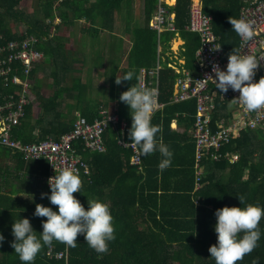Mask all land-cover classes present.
<instances>
[{
	"label": "trees",
	"instance_id": "trees-1",
	"mask_svg": "<svg viewBox=\"0 0 264 264\" xmlns=\"http://www.w3.org/2000/svg\"><path fill=\"white\" fill-rule=\"evenodd\" d=\"M41 1L40 11L42 15L32 21L29 16H24L18 9L21 0H0V33L8 40L16 38L17 34L12 33L14 31L13 26L10 27L9 24L5 23L7 19L21 22L25 24L26 28L14 32L18 35L37 37L39 42L42 41L43 47H41L47 55L50 52H48V46L51 45L53 40L48 39L45 41V39L52 33V39L56 37L54 36L57 26L54 23L55 17H58L60 22L66 25L85 18L96 26L93 28L96 33L98 30L113 32L114 20L120 18L118 13L123 3V0H93L90 3H88V0ZM238 1L202 0L203 12L212 15V23H215V34L219 36L222 45L230 50L237 49L238 46V40L234 35V31H231L232 25L229 22V19H232L231 16L235 13L236 15L233 17L234 19L237 18ZM189 2L190 0H176L175 5L172 7L175 13V24L181 33L187 21ZM156 4L157 0H143L144 26L132 29L133 47L129 55L131 62L138 57L143 64H147L156 50V45L168 42L173 36L171 32H163L164 34L158 37L156 31L148 27V22ZM55 11L58 14H55ZM230 14L231 16L226 23L225 20H221L220 15ZM128 23L130 21H128L127 15L125 20L127 27ZM231 35L232 38H230ZM55 66L57 69L54 81L62 80L66 82L69 72L66 69L61 70L60 65L57 63H55ZM127 72L126 70L123 71V76ZM162 73L163 71L159 76V85L163 86ZM114 77L115 68L111 71V80ZM129 82L123 81L121 92L118 94L119 97L124 91L128 90L130 87ZM77 84L78 82L74 81V97H71V84L67 85V83V86L63 85L57 89L56 97L61 93H65L68 98H74L73 105L79 103L81 106L83 104L81 108L78 105L81 114L91 120L95 112H93L91 106L84 105L87 98L86 91L82 84ZM113 86L114 82L112 81L111 87ZM5 88L0 85L2 93L7 90ZM111 96L113 98L114 95ZM169 96L170 94L165 92L164 87H158L159 103H166ZM119 104L120 118H125L129 127H131L132 118L128 106L121 101ZM168 104L171 103L168 101ZM173 106L175 104L167 105L165 110H171ZM24 114L19 124L13 127L11 132L12 138L22 143L38 142L45 139L48 134H53L55 138H58L60 135L71 131L75 122L71 110L66 113L56 111L53 122L47 125H43L46 111L42 112L33 121L32 105H27ZM68 114H72V118L69 119ZM169 119L170 117H166L164 120L168 121ZM160 120L161 118L158 115L152 117L154 125L160 124ZM36 127H38V130L34 132L33 129ZM110 136L112 134L108 129L103 134V140L108 145L110 144V149H117L116 141L110 140ZM164 140L166 141L167 138ZM79 146L82 148L81 144ZM0 147L8 150L2 145ZM225 150L238 155V159L234 163H230L231 170L227 173L223 171V174L222 171H208L209 167L217 169L221 164L227 165L228 163L223 159L217 161L202 158L199 161L200 175L197 182V186H200L195 192H193L195 184L193 177L197 180V175L194 171L196 169H194L195 158L193 155L188 159L190 162L188 171H159L156 162L147 157L141 159L142 166L145 167L143 173L134 171L133 167H137L132 164L127 165V171H122V167L118 171H113L115 184L112 188V196H110L112 198L110 210L114 218L113 225L116 238L109 243L108 251L102 254L97 253L88 246L83 235H79L76 247H68L58 241H53L51 246L43 247L38 253L34 264H215L208 251L209 247L217 241V234L214 231V225L216 224L215 211L224 206H241L238 196L244 197V205L253 208L259 206L264 209V126L252 130H243L236 139L231 140L221 149V151ZM110 152L112 153V151ZM127 153V161H129V155L132 152L129 150ZM104 156L102 155V157ZM44 166L47 171V162ZM184 167L188 166L184 165ZM110 172L112 173V171H108L106 175L105 171H92L90 174L91 181L86 178V176H89V172L81 173L82 188L80 193L77 192L73 195L80 200L85 208H87V200L90 198L103 200L102 188L105 179L109 178ZM217 172H220V174ZM166 174L169 177L174 176V180L178 179L177 185L168 188L167 183L159 180L164 179ZM159 176L161 177L158 178ZM125 180H130L128 186L130 192L126 198L121 199L122 202H118L117 197L123 189V181ZM180 181H185L183 186ZM163 182L164 184H162ZM48 189L50 192V188ZM195 198L199 199L198 205L194 203ZM119 205H125L126 207L119 208ZM1 207L0 233L3 234L5 239L2 246H0V264H22L18 255L14 253L11 243L14 240L12 224L15 220L23 218V216L18 213L14 215H8L7 212L2 213ZM56 208L58 209V206ZM33 219L31 217L30 223L39 235V232L43 230L42 221L40 225L39 221L36 222ZM260 231L264 234V222L260 225ZM49 251L51 255H49ZM59 252L63 253L61 258L55 256ZM243 264H264V239L261 240L258 250L251 257L246 258Z\"/></svg>",
	"mask_w": 264,
	"mask_h": 264
},
{
	"label": "crops",
	"instance_id": "crops-1",
	"mask_svg": "<svg viewBox=\"0 0 264 264\" xmlns=\"http://www.w3.org/2000/svg\"><path fill=\"white\" fill-rule=\"evenodd\" d=\"M91 1L93 0H88V3H90ZM141 1L143 3V0ZM242 1L243 0L238 1L239 8H237L238 12L236 11V19H239V11L242 5ZM160 3H162V5L166 7L168 12L173 15L175 24V13L172 7L175 5L176 0H157L156 7L148 22V27L150 29H152L150 27V22L154 18ZM192 3H200L201 9L203 11L202 0H190L188 6V17L186 24L182 28V33L179 31V28H177L175 24L177 32H171V34L173 33V36L170 40H168V42H162V44L158 43L156 45V50L147 64H143V62L138 57L133 62H131L129 59V55L133 47L132 29L144 26L143 6L141 11L143 14V19L138 20L136 24L135 21L133 24V20H130L129 13H127L128 11H126L127 14L124 18H121L120 16L119 19L114 20L115 30H118L119 24H123V35L113 34L114 32H110V30H98L96 33L93 30V28H95L96 26L92 25L85 18L78 19L77 21L75 20L73 23L66 25L61 23L60 19L57 17L55 19V21L57 22L55 24L57 26L54 35L56 37L52 39V33L47 39H45V41L48 39L53 40L51 42V45L48 46V52L50 51L48 55L42 49V41L38 45V49L43 53V58L35 66L31 74L32 100L29 105H32V120L35 121V119L38 118L39 115H41V113L44 111H46V114L43 118V125H47L48 123L53 122L56 111L66 113L71 110L74 114V119H76L77 115H82L80 108L81 106H83V104L81 106L79 103L73 105L74 98L69 100L65 93H61L60 95H58V97H56L57 89L61 88L63 85H66V83L67 85L71 84V97H74L73 88L75 81L78 82V84H82L86 91L85 94L87 98L85 99L84 105L91 106L93 112H95L91 120H88L85 116L82 115L83 117H85L89 122H92L95 119L99 118V113L102 111L116 114L118 115L119 121L124 122L127 126V130L129 131L130 127L127 123L128 121L125 120V118L121 119L119 116L120 100L118 94L119 92H121V86L123 82L119 85L116 84V77H123V71L125 70L132 71L134 73V77L133 81L129 82V86L135 85L138 87L140 71L142 69H145L147 72L146 88L155 89L158 94V87H164L165 92L167 94H170L168 98L169 103L175 104V106H173L171 110H165V107L171 104H168V101L166 103L160 102L163 106L153 113L154 116L158 115L161 118L160 124L158 125L160 126L162 131L158 135H162L163 142L167 144L170 150L173 152L171 166L163 171H188L190 167V162L188 159L195 154V140L193 136L192 126L194 122L196 103H194V100L193 102L192 100H189V102L178 104L177 102H172L171 99L174 95V85L176 79L180 76L182 70H188L192 75L197 74V59L195 57V52L200 46V36L196 32H188L184 29L189 21V8ZM130 4V0H127V3L125 2V0H123L121 9L123 5L128 8ZM203 13L210 16L213 34L217 38L220 46L225 51L230 53L232 50L225 48V46H223L220 42L219 36L215 34V23H212V15L205 12ZM231 14L220 15L221 20H225L226 23ZM127 15L128 21H130V23H128V27L127 24H125ZM235 15L233 14L231 18L234 19L233 16ZM132 24L133 26H131ZM231 31L233 32V30ZM165 32L170 33V31ZM156 33L158 37L164 34L163 32L158 31H156ZM124 35L127 36V40L126 38H124ZM234 35L238 40V50L239 36L235 31ZM113 36L116 37L113 38ZM230 38H232V35L230 36ZM115 43L118 44L119 47L121 46V48L116 50V52L113 51V46H115ZM126 45H129L128 48L126 47ZM121 51L124 54L125 52L128 53V59L126 58L127 56H124L122 59V57L117 54ZM55 63L60 65L59 67L61 68V70L66 69L69 72L66 82L62 80H59L58 82L57 80L56 82L54 81L56 76L55 71L57 69ZM62 63L64 66L62 65ZM157 67H159V69L156 73ZM114 68L115 77L113 78V80H111V71L114 70ZM161 71H163V86L159 85V76L161 75ZM87 75L91 76L89 89H87V82H85L83 78V76ZM70 79H72L73 81H71ZM112 81L114 82L113 87H111ZM211 89L215 90L214 87H211ZM216 92L218 94L221 93L218 90ZM112 94L114 95L113 98L111 96ZM218 101L219 100H216L215 103H217ZM78 105L80 106V108L78 107ZM229 111L230 110L226 103L221 101L217 103L216 112L212 120V127L214 129L216 128V122L220 118L229 117ZM68 117L69 119L72 118V114H68ZM166 117H170V119L168 121H165L164 119ZM38 127L34 128L33 131L36 132L35 130H38ZM109 130L112 134V136H110V140L113 139L117 144L118 138H120L123 132L122 129H120V126L117 125L115 127H110ZM54 136L55 135L53 134H48L46 138L50 137L57 139ZM166 138L167 140L165 141L164 139ZM103 142L105 145V151L97 155L95 154L97 152L91 153L86 151V153L79 146L80 144L76 145V149L78 156L87 164L89 176H86V178L88 181H91L90 174L92 171H105L106 175L108 171H112V173L110 172L109 178L105 179V184L102 188L104 194L103 200L101 199V201L108 203L111 207L112 198L110 196H112V188L115 184V180H113V171H118L121 167L122 171H127V165H131L130 159L132 153L129 155V161H127V151L130 150L129 148H125L117 144V149H110V144L108 145L104 140ZM31 143L37 142L34 141ZM110 151H112V153ZM221 154L222 156L218 161L223 159L228 164H223V168V165L221 164L217 169L209 167L208 171H222V174L224 171V173H227V171L231 170L230 163H234L235 160L238 159V155L232 153L231 151H221ZM102 155L105 156L102 157ZM145 157L149 158L150 160L153 159V161H155L157 164L156 167H158L160 160L162 159L159 152H155ZM141 159L143 158L141 157ZM44 165H46L44 159H25L20 153H15L10 149L4 150L0 147V206H2V213L7 212L8 215H14L18 213L20 216H23V218H28L30 221L31 217H33V221H39V224L41 225V221L46 220V218L37 217L34 215L36 205L41 204L44 206L52 207L53 210L54 207L55 210L57 209L55 205H51L50 201H48L47 199V196H44V198H42V194L50 195L46 183L48 169L46 171ZM184 165H187L188 167L185 168ZM136 167L137 168L133 167V170L137 171V173H143V171H145V167L142 166V162L140 166ZM159 171L161 170L159 169ZM194 171L196 175V170ZM217 173L220 174V172ZM160 177L161 176H159L158 178ZM173 177L174 176L169 177L166 174L164 179L159 180H163L165 183H167V185H165L170 188L177 185L176 183H178V179L174 180ZM193 180H195V184L193 186V192H195L200 185L197 186V180L194 177ZM129 181H123V189L119 192L117 197L118 202H122L121 199L128 196V193L130 192L128 187ZM164 182L162 184H164ZM184 182L180 181V184L183 186ZM90 200H93V198H90L89 201ZM194 203L198 205L199 199L195 198ZM183 206L185 207V205ZM118 207L125 208L126 206L119 205ZM137 223H139V221H137Z\"/></svg>",
	"mask_w": 264,
	"mask_h": 264
},
{
	"label": "built area",
	"instance_id": "built-area-1",
	"mask_svg": "<svg viewBox=\"0 0 264 264\" xmlns=\"http://www.w3.org/2000/svg\"><path fill=\"white\" fill-rule=\"evenodd\" d=\"M245 17L253 20L254 35L249 41L239 37L238 50L247 52L258 58L264 57V0H243L239 11V18ZM150 27L158 32H177L173 15L166 7L159 4ZM184 29L196 32L200 36V46L195 52L197 59V74L192 75L188 70H182L174 85L172 102L194 100L196 109L193 122V136L195 140V169L200 175L199 161L202 158L219 160L222 156L221 149L231 140L236 139L243 130L257 129L264 125V109L258 112H249L244 105L237 102L239 92L229 89L227 93L218 94L213 72L214 66L225 70L228 63V53L217 41L211 27L210 16L203 13L200 3H192L189 8V21ZM39 40L33 35H19L14 39H6L0 33V85L6 87L0 91V146H4L15 153H20L25 159H44L48 163V180L58 175L65 167H72L81 173H88L87 164L78 156L76 145L81 144L87 152L102 153L105 151L103 134L110 127L117 125L122 129L117 144L129 148L132 152L130 164L141 165V155L137 146L130 143L129 131L124 122H120L118 115L102 111L99 118L89 122L82 115H77L71 131L60 135L57 139L47 137L37 143H22L12 138L13 127L19 124L25 115L24 110L31 103V74L35 66L43 58V53L38 49ZM254 77L258 81L264 76V60ZM159 67L156 68V73ZM145 69L139 74V88H146ZM214 87L215 90H212ZM157 92V91H156ZM219 100L228 105L229 117H222L212 127L213 116L216 112L215 101ZM163 105L156 97L155 110ZM235 157V156H234ZM237 159V158H236ZM198 185V184H197ZM49 255L50 251L48 252ZM63 256L62 252L55 255Z\"/></svg>",
	"mask_w": 264,
	"mask_h": 264
},
{
	"label": "clouds",
	"instance_id": "clouds-1",
	"mask_svg": "<svg viewBox=\"0 0 264 264\" xmlns=\"http://www.w3.org/2000/svg\"><path fill=\"white\" fill-rule=\"evenodd\" d=\"M232 30L243 41H249L254 35V21L245 17L229 19ZM221 48L217 47V50ZM264 57H256L247 52L241 53L232 49L228 55L225 70L219 66L213 67L215 79H212L221 93L229 89L238 91L237 102L244 105L249 112L264 109V76L254 80L256 70L261 66ZM134 73L128 71L123 77H116V84L123 81H133ZM157 92L155 89L139 88L132 85L124 91L119 99L130 110L132 118L129 129L130 143L140 149L141 157L159 152L162 159L158 165L161 171L171 166L173 152L163 142L161 128L152 123L156 106ZM50 195L47 196L52 207L37 204L34 215L45 217L42 221V232L33 229L28 218H19L12 224L14 237L11 247L18 255L22 264H34L38 253L45 246H51L53 241L64 243L68 247L77 246V237L83 235L86 243L97 253H106L109 243L115 240L113 216L108 203L98 199L87 200V208L74 196L82 186L78 170L72 167L62 168L58 175L48 180ZM241 206H224L214 213L216 224L214 231L217 241L208 251L215 264H243L257 250L264 234L260 225L264 222V209L244 205V197L238 196ZM243 205V206H242ZM241 234L242 238H241ZM0 233V246L4 241Z\"/></svg>",
	"mask_w": 264,
	"mask_h": 264
},
{
	"label": "rangeland",
	"instance_id": "rangeland-1",
	"mask_svg": "<svg viewBox=\"0 0 264 264\" xmlns=\"http://www.w3.org/2000/svg\"><path fill=\"white\" fill-rule=\"evenodd\" d=\"M131 1V4L128 8H126V6L123 5L122 9L119 10V17L121 16V18H124L125 15L127 13H129V17H130V20H133V24H134V21H135V24L136 22H138V20H142L143 19V14H142V6H143V3L141 0H130ZM42 1L41 0H21L19 6H18V9L23 13L24 16H29L30 19L33 21V20H36L35 18L41 16V11H40V3ZM125 2L127 3V0H125ZM126 11H128L126 13ZM58 14V12L55 11V14ZM57 17H55L56 19ZM54 19V23H57ZM59 21V20H57ZM5 24H9V26H13L14 28V31H21L23 29L26 28L25 24H22L21 22H14L13 20L11 19H7L6 23ZM79 24V22H78ZM133 24L131 26H133ZM123 24H119V28L118 30H113V34H117V35H123L122 34V31H123ZM14 31H12L13 34H17L16 36L18 37V33H15ZM121 32V33H120ZM116 36H113V38H115ZM124 38H126L127 40V36L124 35ZM128 42V41H127ZM129 43V42H128ZM127 43V44H128ZM129 45H126V47L128 48ZM172 46V45H171ZM113 51L116 52V50H118L119 48H121V46L119 47L118 44L115 43V46H113ZM126 48V50H127ZM93 51V49H92ZM118 55H120V57H123L127 56L126 58L128 59V53L125 52V54L121 51V52H118L117 53ZM90 75H87V76H83L84 78V81L87 82L86 85H87V89H89V85H90ZM69 100H71L69 98ZM75 109V108H74Z\"/></svg>",
	"mask_w": 264,
	"mask_h": 264
}]
</instances>
